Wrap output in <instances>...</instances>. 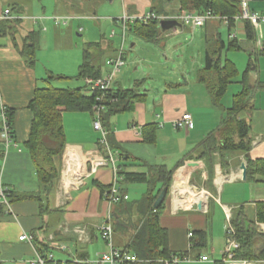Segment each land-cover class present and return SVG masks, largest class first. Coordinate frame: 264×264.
Masks as SVG:
<instances>
[{"label":"crops","instance_id":"obj_1","mask_svg":"<svg viewBox=\"0 0 264 264\" xmlns=\"http://www.w3.org/2000/svg\"><path fill=\"white\" fill-rule=\"evenodd\" d=\"M151 6L152 0H121L123 16L125 14L144 16L151 13ZM7 9L11 8L0 0V21H4L2 16ZM165 10L167 15L164 17H175L181 13V7L177 2L166 4ZM251 10L264 13V0L253 1ZM11 11L14 16L22 20L16 34L8 33L0 36V96L4 106L16 109L12 146L7 148L0 132V162L3 161L0 167V183L13 194L10 197L12 212L9 214L3 208L4 213L0 214V264H31L41 247L48 249L44 254L52 253L56 262L97 260L107 249L101 227L108 221L113 224L112 215L115 208L108 203L101 189L107 190L112 186L114 172L110 167L101 168L96 174L84 179L82 186L74 189L67 188L64 181V179L75 180L91 169L89 159L99 149L100 138V134L93 126L95 118L93 114L62 109L66 147L63 154L56 158L59 178L50 195L41 202L31 198L18 199L19 196L38 195L40 192L35 165L24 146L29 138L33 119L28 105L36 89L47 88L44 87L45 83L52 84V79L49 80L51 76L67 77V79H54L61 83L49 87L83 88L87 95L91 94L85 81L76 79L82 64L80 59L72 72L41 67L37 57L33 67L27 64L22 55L24 47L27 42L36 41L37 28L40 31L45 27L38 23V18L23 17L22 12L12 9ZM57 18L62 17L57 16L55 19ZM72 21L73 19L69 23ZM218 22L220 20H211L204 27L217 26ZM69 23L55 21L58 27ZM50 24L48 21V26ZM180 25L168 31L180 34L182 31L178 28H183L185 24L180 23ZM244 27L243 22H238L232 28L237 31L236 38L239 35L245 38ZM120 37L123 45L122 32ZM109 43L112 44L105 40L104 47ZM136 45L133 44L132 47ZM119 50L120 48L117 52H107L102 61L103 76L112 71L106 62L115 58ZM145 59L153 63L149 58ZM134 76V74L129 75L128 72L123 75L120 73L112 83L114 90L136 89L140 94V100L130 110L112 116L108 131L123 153V157L119 156L120 172L143 174L147 173L148 166L158 165H165L170 170L176 169L171 194L160 222L169 232L171 250L176 255L187 252L185 256H180L186 259L181 264H212L211 259L201 249L209 245L210 238L213 244L217 237L224 242L213 247V254L218 258L213 264L223 260L230 245L227 244V239L230 237L229 231L233 229L231 219L239 209H243L247 218L255 222L258 231L264 235V222H259L257 219V205L264 203V175L256 173L252 180H248V177L244 180L241 170V165L245 163L249 174V168H252L249 167V162L255 164L264 160V63L260 70L256 64L255 71L251 69V86L257 85L258 82L262 83L261 86L256 87L253 94L254 109L240 114L241 118L251 123V150L248 154H225L223 160L219 153H215L212 159L208 160H192L186 158V154L220 126L225 117V109L232 106L234 96L242 91L243 85L240 80L236 82L237 85L229 86L222 98V107L219 108L212 102L206 86L198 79L186 76L183 77V82L174 86L165 85L156 92V87L146 89L144 85L141 86L144 80ZM66 80H72L70 82L72 88L59 86L68 84L64 83ZM184 113L193 116V128L175 129L174 122ZM150 124L157 126V138L153 144L144 142L143 130ZM183 160V164H180ZM175 179L181 185H177ZM121 186L128 195L130 188L143 196L148 189L146 184L141 183L127 185L121 183ZM129 201H131L130 197ZM200 204H202L201 209ZM78 229L83 230V235L77 232ZM198 231L206 232L205 242L200 247H192L193 236L190 237L189 234ZM25 234L34 237V241L32 243L21 241L20 237ZM122 234L127 239L126 245L119 246V237L115 241L114 234L113 245L123 250L131 237V235L128 237V234L131 233ZM257 242L260 247L261 240ZM202 257L207 259L203 261ZM225 264H264V261L234 260Z\"/></svg>","mask_w":264,"mask_h":264},{"label":"trees","instance_id":"obj_2","mask_svg":"<svg viewBox=\"0 0 264 264\" xmlns=\"http://www.w3.org/2000/svg\"><path fill=\"white\" fill-rule=\"evenodd\" d=\"M177 2L181 11L203 14L212 12L213 14L229 19V30L235 27V18L241 14L240 0H152L151 13L158 17L167 15L165 5ZM17 7H13L16 10ZM176 21V20H175ZM21 20L0 21V36L8 33L16 34ZM117 22V20H115ZM180 23L179 21H177ZM221 22V21H220ZM245 38H230L226 43L219 33L207 36L205 51V66L198 71V81L204 84L217 107H222V98L226 94L229 86L235 82L239 76L236 65L229 59L224 58V52L228 50L246 51L250 56L247 70L243 74L241 84L242 91L234 96L232 106L225 109V117L220 126L209 133L205 139L196 146L186 158L202 160L212 159L215 153H219L222 160L225 154L241 153L248 154L252 146L251 123L249 120L241 118L243 112H251L254 109L252 99L256 87L259 83L251 86V67L256 60L252 57L257 52L256 31L251 22L244 21ZM161 21L151 19L148 21L136 20L129 24V32L148 42H158L162 35L160 27ZM218 26V23H217ZM94 51H96L94 53ZM108 51L117 52L113 43L104 47V43H89L83 52V61L79 68L76 79L86 78L98 79L103 76L102 63L96 60L105 58ZM27 64L33 67L36 64V43L34 40L27 42L22 52ZM54 78L67 79V77L51 76ZM138 87L140 84L138 83ZM140 100V94L136 89L114 90L104 101L106 110L103 112L101 120L103 126L109 130V120L112 116L130 110L135 103ZM96 104L95 95H87L83 88L78 89H56L53 87L36 89L28 108L33 114L31 130L28 140L24 143L25 149L30 154L35 165L40 192L38 195L19 196V200L36 199L41 202L43 198L50 195L56 180L59 178V168L56 165V158L61 156L66 147V134L63 124V110L75 112L93 113V106ZM16 109L7 108V116L10 127L13 129ZM157 126L147 125L144 127V142L153 144L156 142ZM110 135V134H109ZM111 151L118 152L123 157L120 146L110 135L108 137ZM106 154V150L100 147ZM184 160L180 162L183 164ZM250 172L248 180H252L256 173L264 175V160L253 164L249 162ZM175 170L168 169L165 165L148 166L147 173H126L120 172L122 185L131 183H141L148 186L147 192L139 201H123L115 205L112 215L114 230L123 233H131L130 240L124 250L137 258L136 262H126L124 264H168L174 256H185L187 252L176 255L170 248L169 232L161 225L160 218L166 208V202L171 194L173 176ZM167 188V197L159 207L154 205L163 189ZM103 194L106 189H101ZM126 192V191H125ZM13 194L10 192V197ZM257 219L264 222V203L257 205ZM3 207H0V214H3ZM231 225L234 235H229L239 247L234 251L235 261H264V235L258 231L255 222L250 221L243 209L235 211ZM206 232L198 231L193 234L192 247H200L205 242ZM261 246L258 247V240ZM48 249L39 248L42 255ZM225 257V255H224ZM184 258V257H183ZM47 264H87L85 261L56 262L48 261ZM216 264H225V258Z\"/></svg>","mask_w":264,"mask_h":264},{"label":"rangeland","instance_id":"obj_3","mask_svg":"<svg viewBox=\"0 0 264 264\" xmlns=\"http://www.w3.org/2000/svg\"><path fill=\"white\" fill-rule=\"evenodd\" d=\"M2 1L5 6L10 7L13 11L22 12L23 17L38 18V23L45 27L46 30L40 31L37 28V37L36 41H34L38 48V50L36 48L37 61L39 60L41 67L46 66L56 70L65 69L67 72H72L76 69L78 59L81 62L83 61V52L89 43H104L106 40V42H112L115 49L122 47L121 27L115 22V20L118 21L124 17L121 0H116L114 3L109 0ZM13 7H17L16 10ZM57 16H71L73 21L68 25H60L58 27L54 21ZM48 21L51 23L49 26ZM113 30L117 32V36L111 38ZM178 30L182 32L180 34H174L172 31L162 32L157 43L148 42L128 31L124 42L127 65L121 69V75L125 72H128L129 75L134 74L135 78L144 80L141 86L144 85L146 89L156 87V92L160 91L165 85L174 86L183 82V77L186 76L197 80L198 71L205 66L206 36L219 33L223 40L228 43L229 34L236 35L237 33L235 29L229 30L223 22H218V26L209 25L204 28L199 27L196 30L185 24L183 28H178ZM238 38L243 40L240 35ZM256 39L257 52L252 59H257L255 64L260 70L264 63V24L257 32ZM133 44L137 45L132 47ZM145 58H149L153 63H150ZM224 58L231 60L238 68L239 76L235 83L231 84L237 85L236 82L242 80L243 74L248 68L250 56L246 51L228 50L224 52ZM103 59H97L96 63L99 62L101 64ZM54 79L51 80L52 84L45 83L44 87H55L61 83ZM71 81L66 80L64 83L68 84H60L59 86L72 88ZM2 164L3 161L1 160L0 167ZM142 196L138 191L130 188L129 197L131 201L139 200ZM122 233V231L115 230L114 240L116 241L119 237V246L124 247L127 239ZM130 235L128 234V237ZM222 242L224 241L217 237L212 244L210 238L209 245L201 249L211 259L212 264L218 260L213 254V247L219 246ZM95 261L91 259L89 262L90 264H95Z\"/></svg>","mask_w":264,"mask_h":264},{"label":"built area","instance_id":"obj_4","mask_svg":"<svg viewBox=\"0 0 264 264\" xmlns=\"http://www.w3.org/2000/svg\"><path fill=\"white\" fill-rule=\"evenodd\" d=\"M255 0H240L241 4V14L235 18V21L251 22L254 27L256 33L262 28L264 24V13H257L251 10V3ZM2 19L4 20H21L22 18L18 16H14L12 14L11 9H7ZM73 17H62L55 19L56 23H69ZM151 19H157L158 21L163 20H176L182 24H188L193 28L204 27L211 20H220L226 26L229 25V19L227 17H221L213 14L212 12H207L203 14L190 13L188 11H183L179 15L175 17H158L153 13H148L144 16H132L125 14L124 17L117 21L121 26L122 37H123V45L126 39V34L129 29V24L133 23L136 20L148 21ZM116 37V31H112L111 38ZM230 38H236L235 34H230ZM120 48L118 55L115 58L108 59L106 65L112 69V71L104 75L98 79L94 78H86L84 81L86 85L89 87V91L91 95L96 96V104L93 106V115H94V129L100 134V138L98 140L99 149L91 155L89 159V163L91 165V169L86 172L85 175H81L75 180H65L66 186L69 189L79 188L84 184V179L91 177L96 174L99 169L104 167H110L114 172V182L112 186L104 193V197L108 201V203L112 206L119 204L123 201L129 200V195L124 191L121 186L122 177L119 175V154L118 152L111 151L109 147V131L106 130L103 126L101 117L103 112L106 110V106L103 104L109 93L112 89V83L120 73L121 69L126 65L125 60V52L124 47ZM0 132L5 140V144L7 148L12 146V128L10 127L9 119L7 116V107L3 105L2 99L0 96ZM193 116L190 113H184L181 118L174 122L175 129L178 130H190L193 128ZM100 147H103L106 150V154H104ZM69 172V171H67ZM66 172V173H67ZM66 177V176H65ZM67 178V177H66ZM0 207H3L7 213L12 212V203L10 200L9 189L5 188L2 183H0ZM81 235H83V230L78 229ZM101 233L104 241L107 244V251L101 255L99 259H97L95 264H124L126 262H136L137 258L130 254L126 250H122L116 248L113 245V234H114V226L111 221L106 222L101 227ZM230 235H234V230L231 229L229 231ZM190 237L193 236L192 233L189 234ZM21 241H26L32 243L34 241V237L29 236L27 234L20 237ZM239 245L235 241H231L227 251L225 252V262L234 261V251L237 249ZM65 250V249H64ZM206 257H202L201 260H206ZM184 258L180 256L172 257L171 262L168 264H181L184 262ZM48 261H54V255L49 253L48 255H42L41 253H37L36 259L31 262V264H47ZM90 264V262H86Z\"/></svg>","mask_w":264,"mask_h":264},{"label":"water","instance_id":"obj_5","mask_svg":"<svg viewBox=\"0 0 264 264\" xmlns=\"http://www.w3.org/2000/svg\"><path fill=\"white\" fill-rule=\"evenodd\" d=\"M111 3H114L115 0H109ZM231 1H234V0H231ZM177 26H181L180 23H178L177 21H174V20H166V21H162L161 22V27H162V30L164 32L168 31V30H171L173 28H176ZM251 69L253 71H255V63L252 64V67ZM241 170L243 172V179L245 180L247 178V166L245 163H243L241 165ZM175 181L177 182V185H181V184H178V181L177 179H175ZM175 183V182H174ZM167 193H168V189L165 188L163 189V191L161 192V194L159 195L158 199L156 200L155 202V205H154V208L155 209H159V207L162 205V203L164 202V200L166 199L167 197ZM202 207V204L199 205V208L201 209ZM231 243V239L230 237L227 239V244H230Z\"/></svg>","mask_w":264,"mask_h":264},{"label":"bare ground","instance_id":"obj_6","mask_svg":"<svg viewBox=\"0 0 264 264\" xmlns=\"http://www.w3.org/2000/svg\"><path fill=\"white\" fill-rule=\"evenodd\" d=\"M109 136H110V135H109ZM247 169H248V168H247ZM247 177H248V176H247ZM188 194H189V193H188ZM191 196H192V195H191ZM195 197H196V196H195ZM195 197H194V198H195ZM190 199H191V198H190ZM201 199H202V198H201Z\"/></svg>","mask_w":264,"mask_h":264},{"label":"clouds","instance_id":"obj_7","mask_svg":"<svg viewBox=\"0 0 264 264\" xmlns=\"http://www.w3.org/2000/svg\"><path fill=\"white\" fill-rule=\"evenodd\" d=\"M22 20V19H21Z\"/></svg>","mask_w":264,"mask_h":264}]
</instances>
